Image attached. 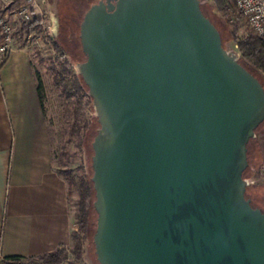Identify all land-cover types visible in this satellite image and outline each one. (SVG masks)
Listing matches in <instances>:
<instances>
[{"label":"water","instance_id":"95a60500","mask_svg":"<svg viewBox=\"0 0 264 264\" xmlns=\"http://www.w3.org/2000/svg\"><path fill=\"white\" fill-rule=\"evenodd\" d=\"M202 0H98L79 25L97 264H264L247 145L264 88Z\"/></svg>","mask_w":264,"mask_h":264},{"label":"crops","instance_id":"0c3cea01","mask_svg":"<svg viewBox=\"0 0 264 264\" xmlns=\"http://www.w3.org/2000/svg\"><path fill=\"white\" fill-rule=\"evenodd\" d=\"M35 63L18 46L0 63V264L67 247L74 217L68 187L52 164L50 128Z\"/></svg>","mask_w":264,"mask_h":264},{"label":"rangeland","instance_id":"374dc122","mask_svg":"<svg viewBox=\"0 0 264 264\" xmlns=\"http://www.w3.org/2000/svg\"><path fill=\"white\" fill-rule=\"evenodd\" d=\"M98 0H92L96 2ZM84 4L83 13L78 20L79 25L84 12L89 7ZM75 4V5H74ZM78 4V5H77ZM80 0H44L41 5L44 11L36 20L24 27L17 36L18 46L26 47L39 73L45 82L43 105L46 110L50 128L52 164L56 172L71 171L76 177L75 184H68V205L74 217L72 234H78L76 216L79 205V179L90 178L91 170V142L99 128L95 113L92 108L91 98L84 89V95L74 92L71 87L73 77L79 76L76 71V63L83 61L84 56L77 40L71 42L72 34L63 27L69 17V7H82ZM201 7L205 10L214 23L219 26L225 46L229 51L239 53L236 50V42L252 35L241 20L237 19L235 10L230 7L219 5L217 0H202ZM214 13H211L210 9ZM69 32V33H68ZM58 45L61 52L55 49ZM61 77L64 84L57 87L55 79ZM264 153V123L255 133V137L248 144L247 159L248 167L244 178L253 180L247 187L246 195L252 204L264 211V182L257 180L261 155ZM65 179V177L63 176ZM94 197L87 199L89 207V219L87 229L80 233L82 249L79 257L73 254L74 242L70 240L67 247H62L60 260L57 263H45L37 258L26 259L19 262L3 264H97L92 235L95 229V213L92 203Z\"/></svg>","mask_w":264,"mask_h":264},{"label":"trees","instance_id":"16d2710c","mask_svg":"<svg viewBox=\"0 0 264 264\" xmlns=\"http://www.w3.org/2000/svg\"><path fill=\"white\" fill-rule=\"evenodd\" d=\"M82 2V7H69V17L65 20V25L63 26L66 31L70 30L71 32L74 31L78 33V28L76 27L78 25V20L81 17V14L83 13L84 4H86V0H80ZM219 2V5H222L223 7H230L232 9L235 8L234 3L231 0H217ZM75 5V4H74ZM78 5V4H77ZM202 12L206 15L205 10L201 7ZM211 13H214L213 9H210ZM85 13V12H84ZM84 15V14H83ZM209 20L215 25L217 30L220 33L222 45L224 48L225 46V40L222 37L221 31L219 26H217L214 21L206 15ZM83 17V16H82ZM69 33V32H68ZM77 38V36H76ZM55 49L57 51L61 52L59 46L56 44ZM236 50L239 53V63L247 69L253 76H255L261 85L264 88V43L256 36L248 35L244 39L239 40L236 42ZM36 83H37V94L39 97V100L41 102V105L43 106L44 101V86L43 82L38 74H36ZM64 79L61 77H58V79H55V84L57 87H61L64 83ZM71 87L73 88L74 92L81 93L84 95V89L87 91V87L85 86L82 78L80 76L73 77ZM259 128V127H258ZM256 129V131L258 130ZM255 131V133H256ZM251 141V140H250ZM249 141V143H250ZM248 143V144H249ZM248 150V145H247ZM261 161L259 167L264 164V153L261 155ZM60 176H64L65 180H67L68 184H75L76 177L71 171H65V172H57ZM79 205H78V212L76 216V225H77V231L78 234H72V240L74 242L73 246V254L77 257H79L82 249V238L80 237V233H84L87 229V222L89 219V207L87 206V199L90 196L94 197V191L92 187V183L90 181V178L82 177L79 179ZM61 256V249H56L48 254L42 255L40 257H37V259L44 261L45 263H57L60 260ZM4 260L11 261V262H19L22 260H25L21 257H9L5 258Z\"/></svg>","mask_w":264,"mask_h":264},{"label":"built area","instance_id":"2783aa9c","mask_svg":"<svg viewBox=\"0 0 264 264\" xmlns=\"http://www.w3.org/2000/svg\"><path fill=\"white\" fill-rule=\"evenodd\" d=\"M237 19L249 32L264 43V0H231ZM44 0H0V63L15 49L17 36L24 27L41 16ZM249 180V179H248ZM257 180L264 182V164L257 172ZM250 184L253 180H249Z\"/></svg>","mask_w":264,"mask_h":264},{"label":"flooded vegetation","instance_id":"af4514ba","mask_svg":"<svg viewBox=\"0 0 264 264\" xmlns=\"http://www.w3.org/2000/svg\"><path fill=\"white\" fill-rule=\"evenodd\" d=\"M91 1H92V0H86V2H90V3H88V5L92 3ZM76 27H78V26H76ZM70 34H72L71 42H75V39L77 40L76 36H77L78 33H76V32H75V29H74V31L70 32ZM252 203H253V202H252Z\"/></svg>","mask_w":264,"mask_h":264}]
</instances>
